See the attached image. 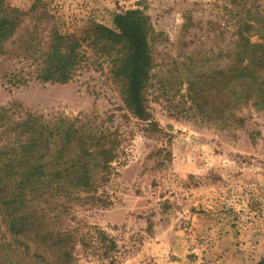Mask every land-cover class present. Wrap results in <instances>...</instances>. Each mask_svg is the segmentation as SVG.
Masks as SVG:
<instances>
[{"label":"rangeland","instance_id":"obj_1","mask_svg":"<svg viewBox=\"0 0 264 264\" xmlns=\"http://www.w3.org/2000/svg\"><path fill=\"white\" fill-rule=\"evenodd\" d=\"M5 1L23 11L38 5L40 13L46 7L61 31L75 33L96 23L113 28L117 13L141 9L168 39L156 47L160 76L149 99L160 133L129 114L105 68L91 65L67 84H23L18 81L29 79L30 62L10 54L15 50L10 42V51L0 57V106L17 103L47 119L91 116L120 136V155L107 181L97 188L95 200L75 208L82 225L99 227L115 242L117 248L109 251L113 264H257L264 259V112L244 109L243 127L225 130L189 109L186 76H169L177 71L175 61L189 62L185 59L192 55L195 65H203L210 56L205 29L212 0ZM190 10H196L201 25L185 34L183 15ZM39 20L27 18L22 26L38 25L45 36L52 23ZM165 78L169 83L160 86L157 81ZM78 251L79 264H111L100 242Z\"/></svg>","mask_w":264,"mask_h":264},{"label":"trees","instance_id":"obj_2","mask_svg":"<svg viewBox=\"0 0 264 264\" xmlns=\"http://www.w3.org/2000/svg\"><path fill=\"white\" fill-rule=\"evenodd\" d=\"M207 5L213 19L205 29L210 56L203 65H195L192 55L185 59L189 62L175 61L177 71L169 76L187 77L184 97L198 118L225 130L243 127L244 109L264 112V0ZM40 8V13L38 5L23 11L0 0V57L10 51V42L11 50L15 47L10 54L32 67L29 79L18 82L67 84L98 65L107 70L129 114L160 133L149 99L160 76L156 47L168 39L151 16L130 9L115 15L113 28L96 23L75 33L61 31L49 10ZM195 11L183 15L185 34L201 25ZM27 18L52 27L43 36L37 27L42 21L29 30V24L22 26ZM164 82L169 80L157 81ZM119 137L91 116L47 119L17 103L0 106V264H79L78 248L95 242L106 245L103 255L115 262L109 255L115 242L99 227L82 225L75 208L95 200L97 188L107 181L120 155Z\"/></svg>","mask_w":264,"mask_h":264}]
</instances>
